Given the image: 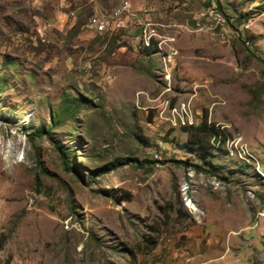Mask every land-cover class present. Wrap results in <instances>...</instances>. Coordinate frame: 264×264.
Instances as JSON below:
<instances>
[{"label":"rangeland","instance_id":"rangeland-1","mask_svg":"<svg viewBox=\"0 0 264 264\" xmlns=\"http://www.w3.org/2000/svg\"><path fill=\"white\" fill-rule=\"evenodd\" d=\"M214 1L0 0V264H264V0Z\"/></svg>","mask_w":264,"mask_h":264},{"label":"built area","instance_id":"built-area-1","mask_svg":"<svg viewBox=\"0 0 264 264\" xmlns=\"http://www.w3.org/2000/svg\"><path fill=\"white\" fill-rule=\"evenodd\" d=\"M204 5L202 8H211L212 9V17H209L207 19H203V22H194L197 23H218L219 21H227L226 16L222 11L219 10L214 0H199ZM136 17V21L138 23L139 32L141 30H148L149 32H155L150 30L147 27V19L142 18V15H134L131 13L130 5L127 3H124L120 6H118L116 9L113 10V12L109 15H93L89 18V27L93 30L95 33L96 30H102V28H105V22H113L115 26H120L122 24V17ZM116 22L118 23L116 25ZM157 33V32H155ZM178 52H169V64L172 63L173 59L176 57Z\"/></svg>","mask_w":264,"mask_h":264},{"label":"trees","instance_id":"trees-1","mask_svg":"<svg viewBox=\"0 0 264 264\" xmlns=\"http://www.w3.org/2000/svg\"><path fill=\"white\" fill-rule=\"evenodd\" d=\"M149 52V51H148ZM186 130L188 132V141L192 143L193 145H198V146H204L206 141H209V139L212 137V135H220L219 131H217L211 123H208L207 116H204L202 121L197 124V125H190L186 127ZM41 132H39L40 134ZM36 135V136H39ZM217 137V136H216ZM128 159L125 161H120L118 160V165L119 164H124ZM62 163L64 168L69 171L70 168L65 162L64 157L62 156ZM4 245V240L2 237H0V249Z\"/></svg>","mask_w":264,"mask_h":264},{"label":"bare ground","instance_id":"bare-ground-1","mask_svg":"<svg viewBox=\"0 0 264 264\" xmlns=\"http://www.w3.org/2000/svg\"><path fill=\"white\" fill-rule=\"evenodd\" d=\"M202 17L203 18H201V21H203V19H207V18H209V17H212V9L211 8H207V10H205L203 13H202ZM201 21H199V22H201ZM212 24V23H211ZM197 25H198V27H200V29H202L201 27H202V23H197ZM225 26H227V21H219L218 23H214L213 24V27H211V29H218L217 31H219L220 32V35H221V37H226V32L224 31V28L223 27H225ZM147 27H148V21H147ZM105 28H106V22H105ZM149 29H150V27H148ZM102 29H104V28H102ZM151 30V29H150ZM97 31L98 30H96V32L95 33H97ZM152 31H154V30H152ZM155 32H157V31H155ZM158 33V32H157ZM148 45H150V42H148L147 43ZM174 60V59H173ZM27 118H28V116L27 115H25L24 116V118H23V120H27Z\"/></svg>","mask_w":264,"mask_h":264}]
</instances>
